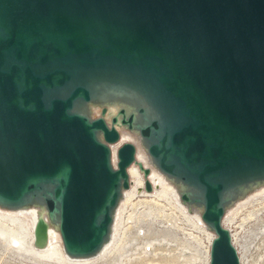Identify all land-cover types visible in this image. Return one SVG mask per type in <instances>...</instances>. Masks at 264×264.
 Listing matches in <instances>:
<instances>
[{"label": "water", "instance_id": "1", "mask_svg": "<svg viewBox=\"0 0 264 264\" xmlns=\"http://www.w3.org/2000/svg\"><path fill=\"white\" fill-rule=\"evenodd\" d=\"M101 86L153 108L140 134L161 171L202 192L208 264H241L221 196L264 179V0H0V203L52 186L75 256L104 243L136 163L126 142L113 167L120 134L75 110Z\"/></svg>", "mask_w": 264, "mask_h": 264}, {"label": "rangeland", "instance_id": "2", "mask_svg": "<svg viewBox=\"0 0 264 264\" xmlns=\"http://www.w3.org/2000/svg\"><path fill=\"white\" fill-rule=\"evenodd\" d=\"M124 143L111 146L114 159ZM142 192L121 206L106 253L85 264H208L210 239L194 215L179 211L165 198H144ZM256 196L240 202L223 218V223L229 219L224 225L235 239L242 264H264V194ZM13 220L0 212V264H75L51 245L38 246L34 233L21 232L24 224Z\"/></svg>", "mask_w": 264, "mask_h": 264}, {"label": "bare ground", "instance_id": "3", "mask_svg": "<svg viewBox=\"0 0 264 264\" xmlns=\"http://www.w3.org/2000/svg\"><path fill=\"white\" fill-rule=\"evenodd\" d=\"M140 108H143V113L139 111ZM122 109L124 110L123 115L120 111ZM75 110L91 121L103 118L108 128L113 127L120 134L119 143L123 141L131 143L136 149V163L128 168L130 190L121 189L119 193L117 204L111 211L112 222L104 243L99 250L89 255L75 256L66 252L60 236V212L56 211L52 214L47 207V198L53 197L52 186L45 187L42 192L30 196L24 203L19 205L0 203V212L5 214L6 219H16L23 223L24 227L22 226V230L20 229L21 232H33L38 246L45 247L51 245L53 249L60 251L65 259L68 258L71 263L85 264L106 253L117 231L121 206L127 205V202L139 196V193L141 194L143 191L146 178L144 179V173L137 164L140 162L145 168L150 170L147 180L152 188L151 191H143L142 196L144 198L155 199L154 201L165 198L172 201L179 211H184V213L189 212L192 214V217L194 215L198 224L204 226L203 231L207 234L211 243L214 231L210 226L204 225L200 218L204 208L202 192L183 182L181 179L161 171L148 153V147L152 143L153 138H144L140 134V130L151 124L152 120L156 118V112L147 101L127 89L101 86L92 90L89 102H78ZM113 118L116 119L115 124L112 123ZM122 119L126 121L132 119V125L128 127L127 123H122ZM99 134L101 135V133ZM111 150L112 165L116 167L114 149ZM261 194H264V179L247 182L226 190L221 196V204L225 214H227L228 212H232L234 207L240 202H246L253 196H260ZM231 198L235 200L231 201ZM228 220L224 223L227 224ZM16 226H18L17 223ZM30 228H32V231H30ZM231 236L236 247L235 239L232 234ZM207 261L209 262V250ZM240 262L242 264L241 257Z\"/></svg>", "mask_w": 264, "mask_h": 264}]
</instances>
